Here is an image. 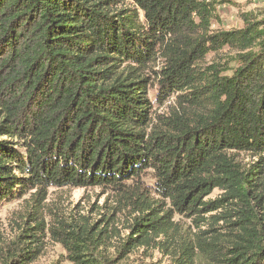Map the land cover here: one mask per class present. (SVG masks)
<instances>
[{
  "label": "trees",
  "instance_id": "1",
  "mask_svg": "<svg viewBox=\"0 0 264 264\" xmlns=\"http://www.w3.org/2000/svg\"><path fill=\"white\" fill-rule=\"evenodd\" d=\"M216 5L0 0V201L37 189L27 215L34 225L0 252V264H31L41 254L46 187L121 189L146 168L176 210L223 213L208 221L215 232L222 222L221 238L199 244L213 264H264V9L259 19L244 16L241 28L213 30ZM225 49L230 59L196 72ZM157 57L165 62L158 94L178 92L188 109L151 127L148 71L156 73ZM236 152L258 160L241 168ZM215 188L220 198L202 200ZM140 211L136 238L166 232L167 212L150 203ZM48 230L70 263L115 264L98 252L103 231ZM182 264H193L191 255Z\"/></svg>",
  "mask_w": 264,
  "mask_h": 264
},
{
  "label": "rangeland",
  "instance_id": "2",
  "mask_svg": "<svg viewBox=\"0 0 264 264\" xmlns=\"http://www.w3.org/2000/svg\"><path fill=\"white\" fill-rule=\"evenodd\" d=\"M216 15L211 29L232 30L243 26V17L251 16L259 19L264 9V0H216ZM125 6H132L134 0H123ZM207 54L196 66L203 71L206 66L214 62H224L230 59L226 55V49ZM221 56V57H220ZM163 59L157 57L151 64L152 71L148 97L151 100V127L160 126L161 120L169 117L173 112H185L188 107L179 106L176 92L162 96L158 94L157 80L159 71L164 65ZM229 65H234L231 61ZM230 73V72H228ZM153 84V85H152ZM185 107V108H182ZM189 116H191L189 114ZM163 128H165L162 125ZM233 160L241 168L248 169L257 160L247 152L233 153ZM155 178L153 172L146 168L139 176L123 182L121 189L111 186L89 187H46L41 200V208L38 215L43 217L46 230L39 235L41 254L31 264H72L66 259L63 246L55 235L49 232V228H64L70 230L74 227H82L92 234L103 231L100 235L99 250L102 255L113 260L115 264H182L191 258L193 264H213L205 253L206 246L199 248L203 242H217V237L225 232L219 224H215L216 232L208 230L210 217L215 220L222 216L220 211L202 213L194 217L176 210L168 199L161 197L153 189ZM37 189H30L19 198L0 201V252L15 241L22 228L33 226L34 223L27 215L33 212L36 205L33 200ZM223 192L217 188L202 200L220 198ZM152 204L159 214L167 212L170 224L165 233L151 234L148 239L141 238L136 232L131 231V226L136 218L142 216L140 211L146 204ZM32 205H35L33 208ZM33 216L31 215V218ZM33 231H27L30 234ZM220 232V233H218ZM128 237L135 238L129 245L124 242ZM23 240L27 241V238ZM207 249H210L207 247Z\"/></svg>",
  "mask_w": 264,
  "mask_h": 264
}]
</instances>
